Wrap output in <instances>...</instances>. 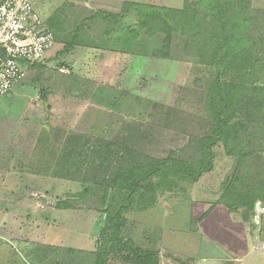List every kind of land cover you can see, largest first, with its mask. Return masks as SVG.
I'll return each instance as SVG.
<instances>
[{
  "label": "rangeland",
  "instance_id": "rangeland-1",
  "mask_svg": "<svg viewBox=\"0 0 264 264\" xmlns=\"http://www.w3.org/2000/svg\"><path fill=\"white\" fill-rule=\"evenodd\" d=\"M33 2L56 46L14 92L29 102L0 97V264H95L97 254L124 264L132 249L191 264L223 226L255 231L264 216V0ZM125 3L182 12L188 26L172 32L169 58L155 56L165 36L139 28L135 12L87 23ZM220 113L231 134L211 147L212 170L192 183L164 167L144 181L109 253L108 222L130 194L105 181L169 158L196 166ZM245 191L252 210L238 197ZM218 206L230 216L216 226L208 217Z\"/></svg>",
  "mask_w": 264,
  "mask_h": 264
},
{
  "label": "trees",
  "instance_id": "trees-1",
  "mask_svg": "<svg viewBox=\"0 0 264 264\" xmlns=\"http://www.w3.org/2000/svg\"><path fill=\"white\" fill-rule=\"evenodd\" d=\"M215 2L217 3L216 7H218L219 0H215ZM129 11L137 13L139 19V28H145L149 31L154 29L156 33H160L165 36L163 48L158 51L155 56L166 59L169 58L168 53L172 40V32H181L185 27L188 26L187 20L182 18L184 16H182V12L180 11L168 9L163 6L125 3L123 4L121 14L114 15L110 12L94 11L91 13V17L87 20V23L101 21L103 23L115 25L120 20L121 15ZM48 25L51 28V31L56 41L54 30L49 23ZM228 41L229 38L224 37L223 42L227 43ZM215 48H211L212 52ZM219 51L220 50H215L216 53L213 54L215 58L219 56ZM245 53L246 55H248L250 51L247 50L245 51ZM234 58H236V61H240L239 57L234 56ZM214 63L216 62L214 61ZM38 66L39 64L34 65L31 68ZM41 98L43 100H45L46 98L45 93L43 91H41ZM224 106L225 105L223 104L220 108L221 111H223ZM224 117L225 114L220 113L219 118L216 119L217 122L213 127L211 134L208 137H205L204 139H201L199 141L200 159L196 166H192L187 164L186 162L177 161L169 158L164 161H152L150 163L145 164L144 166L132 165L127 169H122L116 172L112 175V177L108 178L105 181L106 183H108V187L110 189H114L117 193L126 192L130 194L126 199L127 203L125 205L122 204L119 209L114 212L113 217L110 218L108 222V228L111 231L112 237L114 238V242L116 243L113 247H111L109 253H113L119 245L120 241L118 237L121 232L120 229L125 224V219L123 218V215L124 213L129 212V210L132 208L133 195L138 192L141 187V184L144 181L148 180L152 176H156L161 172L165 171L166 169L164 167H168L174 176H181L192 183L196 182L202 174L208 173L212 170V160L214 156L211 151V147L215 145L216 142L220 141H222L226 145L228 143V136H230L231 134L228 133L224 127ZM90 191V188L84 190L85 193H88ZM238 197H240V199L243 201V206H246L248 210L253 209L255 202L250 199L248 191H245L243 196L238 195ZM228 207L227 208L230 211L231 207ZM56 208L59 210L70 209L67 203H57ZM131 253L136 255L135 261H131V263L133 264H157L154 259L152 261V259L149 255H147V253H142L137 249H132ZM95 256V264H108V261L101 254H97Z\"/></svg>",
  "mask_w": 264,
  "mask_h": 264
},
{
  "label": "built area",
  "instance_id": "built-area-1",
  "mask_svg": "<svg viewBox=\"0 0 264 264\" xmlns=\"http://www.w3.org/2000/svg\"><path fill=\"white\" fill-rule=\"evenodd\" d=\"M55 46L51 28L33 0H0V97L12 92Z\"/></svg>",
  "mask_w": 264,
  "mask_h": 264
},
{
  "label": "crops",
  "instance_id": "crops-1",
  "mask_svg": "<svg viewBox=\"0 0 264 264\" xmlns=\"http://www.w3.org/2000/svg\"><path fill=\"white\" fill-rule=\"evenodd\" d=\"M34 9L36 10L35 5ZM24 81L25 79H22L17 85H15L11 92L12 96H9V99H5V101L19 102L20 98H22L24 99L23 101H25V103L29 102L28 96L24 97V95L21 96L20 94L14 93L17 92V89ZM12 97L13 99H11ZM221 216H223L225 220L230 215L223 207L218 206L211 212L208 220H211V222H214V224L217 226V224L222 221L220 218ZM258 226L259 227L255 231L248 230L241 224H234V226H223L224 233L222 234V232H220L222 237H215L217 244H212V251L207 253L203 252L196 255H189L187 257L189 258V261L191 260L189 263L198 264L201 260H220L227 262V264H264V216L262 217V221ZM243 230H248V232H243ZM25 241L29 242V239H25ZM160 244L161 243H159V245ZM176 245H178V243H176ZM172 256L175 259L171 257V254L169 256H159L158 264H180V261L183 262L184 260L180 256Z\"/></svg>",
  "mask_w": 264,
  "mask_h": 264
},
{
  "label": "water",
  "instance_id": "water-1",
  "mask_svg": "<svg viewBox=\"0 0 264 264\" xmlns=\"http://www.w3.org/2000/svg\"><path fill=\"white\" fill-rule=\"evenodd\" d=\"M257 208H259V206H257ZM198 264H227V262L220 260H201Z\"/></svg>",
  "mask_w": 264,
  "mask_h": 264
},
{
  "label": "bare ground",
  "instance_id": "bare-ground-1",
  "mask_svg": "<svg viewBox=\"0 0 264 264\" xmlns=\"http://www.w3.org/2000/svg\"><path fill=\"white\" fill-rule=\"evenodd\" d=\"M260 211V210H259Z\"/></svg>",
  "mask_w": 264,
  "mask_h": 264
}]
</instances>
